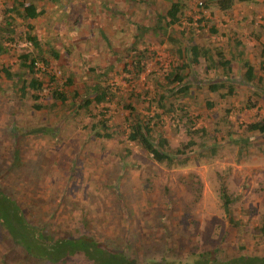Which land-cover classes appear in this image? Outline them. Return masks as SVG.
Wrapping results in <instances>:
<instances>
[{
    "label": "rangeland",
    "instance_id": "obj_1",
    "mask_svg": "<svg viewBox=\"0 0 264 264\" xmlns=\"http://www.w3.org/2000/svg\"><path fill=\"white\" fill-rule=\"evenodd\" d=\"M10 1L0 0L1 23L2 10ZM171 1L42 2L46 14L33 21L32 36H37L44 47V58L49 60V47L60 56L50 62L47 70L39 62L42 73L36 76L44 82L40 102L47 106L40 112L32 109L30 96L19 104L12 92L5 91L10 81L3 68L11 74L18 72V52H34L25 37L27 23L17 20L18 25L13 24L15 43L5 41L3 47L10 50L0 55V175L12 182L4 190L16 199L27 220L38 229L53 231L64 239L86 233L109 249L125 251L140 263L164 259L165 264H173L187 260L192 252L197 255L213 251L220 259L264 252V239L254 237V229L264 218L263 142H240L247 137L245 126L264 116V91L239 83L245 72L243 62L232 61L230 71L218 67L214 77L212 71L205 70V61L201 59L194 69L193 82L204 84L198 88L193 83L188 95L175 102L194 120L192 130L205 127V138L215 134L214 139L203 144V151L200 134L195 138V147H191L184 123L176 115L164 117L162 134L172 149L180 148L189 156L186 168L167 170L138 146L121 141V134L127 132L128 112L124 105L132 104L144 113L141 102L145 95L153 97L155 82L162 79L165 69L178 63L174 50L182 46L179 42L172 45L167 34L155 29L157 12L167 8ZM184 2L185 16L169 33L185 31L184 40L209 47L215 61L219 48L228 60L231 55L242 53L241 60L249 61L264 76L260 69L261 62L264 64V0H237L227 13L220 12L215 5L209 9L200 7L205 0ZM34 3L41 5L38 0ZM212 26L218 28L217 36L210 34ZM142 27L149 31L133 47L147 51L140 65L143 72L139 74V67L135 68L133 63L134 52L129 49L135 37L141 36ZM7 36L0 34L3 39ZM105 68L110 70L105 84L111 96L106 104L91 105L97 117L69 112L71 97L67 107L53 99L52 92L57 87L60 91L68 89V94L75 89L78 94L83 93L96 84L97 73ZM49 75L55 79L53 82ZM226 76L232 77L224 80ZM213 78H219L226 90L209 92L208 82ZM230 87L234 88L233 95L220 100ZM261 87L264 89V85ZM208 100L217 102V106L207 110ZM156 106L154 103V109ZM99 114L105 115L116 137L103 140L90 133L100 119ZM22 126L50 131L22 137L17 144L16 166H12L14 139L9 128ZM213 147L215 154L211 152ZM127 148L132 150L129 156L125 155ZM202 152L207 155L202 156ZM223 184L228 194L237 198L231 209L233 219L241 222L238 227L229 223L222 208ZM0 212L6 222L10 221L8 211ZM84 217L91 221L87 226L83 225ZM239 242L245 246L243 251L239 250ZM165 244L172 251L164 252Z\"/></svg>",
    "mask_w": 264,
    "mask_h": 264
},
{
    "label": "trees",
    "instance_id": "obj_2",
    "mask_svg": "<svg viewBox=\"0 0 264 264\" xmlns=\"http://www.w3.org/2000/svg\"><path fill=\"white\" fill-rule=\"evenodd\" d=\"M44 1L45 0H38L41 5H36L34 3L35 0H11L6 4L5 10H2L4 12L3 23L0 21V34L9 35L6 37L7 39L0 38V55L7 52L6 49L8 48L3 47L5 41L15 43L16 39L14 38V33L16 30L13 26L15 24L18 25L17 20L27 23L25 37L32 45L34 52H25L23 50L18 52L16 55L18 72L11 74L8 70H4L3 68V71H5V78L10 81L5 91L12 92V97L15 101L19 102V104H23L30 96L33 101L31 107L36 112L47 109V106L40 102V99H42L40 92L43 89L44 82L36 76L38 73H42L38 68L39 62L43 63L47 70L50 62L58 59L60 56L54 48L49 47V60L44 58V47L37 36H32V31L34 30L32 26L33 21L46 14L42 6V2ZM50 1L53 4L56 3V0ZM184 1L186 0H172L167 8L159 10L157 12L158 22L155 28L160 30L164 36L167 34L169 42L172 43V45L179 42L182 46L180 49L174 50L175 55L178 57V63L176 66L173 65L165 69L162 79L155 82V88L151 90V94L154 95L153 97H149L148 94L145 95L144 100L141 102V108L144 110V113L142 111L139 113V111L136 110V106H132V104L124 105V109L128 112L125 118L127 132L121 134L122 142L129 146H138L149 158L163 165L167 170L186 168L189 162V156L180 148L175 150L172 149L169 140L162 134L163 126L166 123L164 117L170 118V115H176L179 121L184 123L185 127L188 129L187 136L191 139L188 143L191 147H195V138L199 134L202 138L200 147H203V144L208 142L209 138L214 139L213 136H215L214 134L209 136V138H205L208 136L205 127L192 130L194 120L188 116L187 112H185V108H181L179 105L175 104L176 101L188 95L193 83H195L198 88L202 87V84H204L203 81L193 82L194 69L200 65L201 59L205 61V70L212 71L214 77L217 76L218 67L230 71L232 61L238 60L239 63L243 62V69L245 72L239 83H242L246 88L255 87L264 91L261 87L264 85V76L256 72L255 67L249 61L241 60L240 56L242 53L237 56L231 55V58L228 60L224 50L219 48L216 54L218 60L215 61L213 56L210 55L209 47L200 44L196 45L191 43V40H184L187 36L185 31H181L175 35H173L174 33L168 32L170 28L180 24L182 18L185 16L184 9L186 4ZM235 2L236 0H205L203 7L209 9L212 5H215L220 12L227 13L233 9ZM201 21L208 22L204 19ZM201 21H199V23ZM202 28L201 26L200 29ZM141 31V36L135 37V43L129 49H132L134 52V54H132L133 63L135 68L139 67V74L143 72L140 65L144 61L147 51H136L133 47L137 45L142 35H144L146 31H149V29L142 27ZM210 34L217 36L219 34L218 28L212 26V28H210ZM256 40H259V36H256ZM9 50L10 49H8V51ZM42 57L44 59H42ZM117 61L119 62L120 58H118ZM260 69L264 72V64L262 62ZM109 73L110 70L108 68L97 73L96 84L92 87H87L81 94H78L76 89L73 93L68 94V89L67 91H60L57 87L52 92V97L55 101L61 102V107H67L66 105L69 102V97H71L73 102L70 107H67L69 112L75 114L77 112L79 114L83 112L87 115L90 114L93 118L97 117L96 114H93L91 105L95 103L98 106L103 103H108L111 94L109 92V86L105 83L107 82L106 76ZM228 77L232 76H226L224 80H227ZM54 80L55 79L49 75V81L53 82ZM208 83L210 84L209 92L211 93L226 90V85L219 82V78L210 79ZM70 84L71 80H68L67 85ZM103 88L107 89L102 91ZM233 93L234 88L230 87L227 89L226 94H222L219 99L225 100L226 97L233 95ZM93 95L94 98L91 99L90 97ZM135 101L138 102V100ZM154 103L157 105L155 109ZM216 106L217 102H211L210 100L205 104L207 110H212ZM248 107H253V105H249ZM99 116L100 119L92 125L90 133L92 135H97L99 139L103 140L116 137V132H111L112 130H110L107 124V119H104L105 115L99 114ZM9 131L14 139L12 148L15 160L12 162V166H16L18 160V141L32 132L44 134L46 131L50 130H33L30 126H22L17 129L9 128ZM215 131H219V128H216ZM245 134L247 137L240 139L241 144L260 139L263 142L262 147L264 148V116L246 125ZM203 150L204 147L202 148V151ZM131 152L132 150L127 148L125 155L129 156L132 154ZM211 152L215 154L216 150H214V147ZM201 155L206 156L207 153L202 152ZM120 179L122 178L118 180ZM7 185H12V182L5 179L3 175H0V209L6 210V212L8 211L6 216L10 218V221L6 222L2 214H0V264H165L164 259L157 262H149L147 260L140 263L138 259L127 255L125 251L119 252L109 249L106 244L96 242L93 238L87 236L86 233L77 235L71 239H64L60 236L57 237L53 231L46 233L44 228L38 229V227L33 226L29 220H27L24 215V210L19 206L16 199L11 198L4 190ZM220 198L222 201V208L229 219V223L233 227H238L241 222L233 219V212L231 209V205L237 198L228 194L224 184L220 188ZM119 201L123 204L122 199H119ZM89 223H91V221L84 217L83 225L87 226ZM254 231L255 238L259 237V239H264V218L263 223L259 227H256ZM125 233L127 235V232ZM165 247L164 252L168 253L172 251V248L167 244H165ZM244 249L245 246L239 242V250L243 251ZM173 264H264V252L255 251L247 255L229 256L222 259L215 256L213 251L203 252L197 255L195 252H192V254L187 257V260H180Z\"/></svg>",
    "mask_w": 264,
    "mask_h": 264
},
{
    "label": "built area",
    "instance_id": "obj_3",
    "mask_svg": "<svg viewBox=\"0 0 264 264\" xmlns=\"http://www.w3.org/2000/svg\"><path fill=\"white\" fill-rule=\"evenodd\" d=\"M199 5H200V7H202V6H203V4H202V3H200ZM202 8H203V7H202Z\"/></svg>",
    "mask_w": 264,
    "mask_h": 264
},
{
    "label": "crops",
    "instance_id": "obj_4",
    "mask_svg": "<svg viewBox=\"0 0 264 264\" xmlns=\"http://www.w3.org/2000/svg\"><path fill=\"white\" fill-rule=\"evenodd\" d=\"M237 1V0H236Z\"/></svg>",
    "mask_w": 264,
    "mask_h": 264
}]
</instances>
